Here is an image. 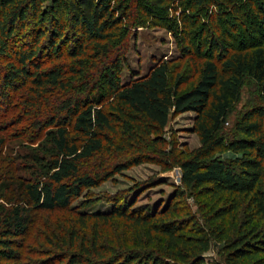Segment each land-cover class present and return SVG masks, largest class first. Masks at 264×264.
<instances>
[{"label":"trees","instance_id":"1","mask_svg":"<svg viewBox=\"0 0 264 264\" xmlns=\"http://www.w3.org/2000/svg\"><path fill=\"white\" fill-rule=\"evenodd\" d=\"M82 1L68 0L72 26L57 7L47 18L50 29L34 24L27 42L16 46L28 13L37 17L51 0H0V54L9 58L0 94L13 92L0 101V122L10 117L19 126L29 118L33 129L16 127L8 135L0 124V264H207L203 252L213 240L223 241L226 264H264V0H210L244 24L251 16L257 34L244 30L246 39L233 44L212 33L201 55L189 44L182 47L196 74L189 86L180 72L170 79L165 61L121 82L132 28L155 23L149 19L156 11L149 16L144 5L159 9L163 25L179 37L169 9L188 7L189 0H92L89 9L78 7ZM136 1L144 6L139 17L132 10ZM190 1L200 15L207 0ZM187 19H181L184 26H192ZM210 20L217 31L214 12ZM45 37L49 56L42 64L36 60L47 51ZM249 78L261 102L229 128L228 114ZM187 111L194 113L191 128L200 144L179 149L164 128L171 116ZM10 138L16 147L7 144ZM108 152L126 155L98 172L83 169L85 160ZM143 162L181 170L164 207L133 206L135 199L119 192L110 210L73 208L84 189ZM57 210L71 214V223L37 220L40 212ZM121 220L128 222L125 231L120 225L107 235L100 228ZM90 221L97 224L91 236L80 234L76 226ZM33 226L43 230L26 243Z\"/></svg>","mask_w":264,"mask_h":264},{"label":"rangeland","instance_id":"2","mask_svg":"<svg viewBox=\"0 0 264 264\" xmlns=\"http://www.w3.org/2000/svg\"><path fill=\"white\" fill-rule=\"evenodd\" d=\"M66 1L65 5L62 3L59 5L58 0H51V3L44 7L42 13H40L37 17L28 13L25 20L28 26L27 31L26 29L21 30L19 26L18 32L20 35L17 39L12 41V43L18 46L22 43V41L27 42L28 37L31 36L32 30H35L34 24H36V29L41 25H46L47 28L50 29V21L47 18H50V15L55 14V8L57 7L60 8V16H63V19H66L65 21L71 25L70 17L72 9L74 8L70 6L68 0ZM91 1L92 0H83L78 7H86L89 9ZM152 1H154L155 4L162 5L159 0ZM192 4L193 3L189 0L187 5L188 7L180 5L179 3L177 5V10L169 9L170 11L168 16L175 19L181 32L185 28H187V31L191 30L190 35L184 33L181 34L180 32L181 35L179 34V37H176L163 25L165 19L159 16L161 14L159 13V9L156 7L153 8V5H150L149 2L144 5L146 8L151 10L148 12L149 16L152 14L153 10L156 11V16H153V18L150 16L151 18L149 19V21H153L155 23L150 24L147 22L145 25H138L132 28L131 37L129 38L128 43V50L126 52V62L122 66L121 71L122 83H128L136 77L147 74V72L156 63L165 61L170 67V79L173 80L174 74L176 72H180L188 78V81L187 83H184V86H189L192 84V79L195 78L196 74L192 70L191 60L182 54V47L189 44L193 53L201 55L206 53L208 48H210V37L212 33L216 34V36H223V38L228 39L233 44H238L242 41V39L245 38L244 36H246L245 32H248V34H257L256 31L253 32L251 30L253 18L249 15L244 17L247 24L246 28L244 27L246 24L239 22V20L237 21L233 14L226 15V13H221L222 11L218 10L219 6H214L210 3V0H207L206 4L199 9L201 12L200 15H197L198 13L194 12L195 9L190 8L189 5ZM132 5L133 13H135L137 17L141 16L144 6H141L140 8L138 1ZM245 5L246 4H242L243 7ZM227 10L229 9H226L225 11ZM244 11H247L246 14H249L248 8L244 7ZM211 12L215 13L218 28L217 31L210 26L211 20L209 21V13ZM183 17L186 19L188 18L187 20L190 24H192V26L190 25L185 27L183 20H181ZM193 20H198L201 24L198 23V21ZM192 21L195 23H191ZM244 30L246 31L244 32ZM48 43V38L45 37L43 49L47 51H41L37 57V62H41L42 64L45 63L47 56H49ZM23 45L27 44L25 43ZM61 45L63 49L66 47V44ZM8 59V57L0 54V74H3L2 72L4 71V67ZM17 84H20V82L17 81L16 85ZM7 93H10L11 95L13 92L3 90L0 94V101H5V98H7L5 94ZM15 102L18 104L19 100L16 99ZM260 102L261 100L258 96L257 85L252 79H247L241 89V97L232 106L225 125L231 128L244 110ZM19 110L20 109L16 110L15 108L13 114ZM193 117L194 113L192 111L171 116L168 124L164 128V134L167 141H175L179 149H184L186 147L192 149L199 146V138L191 128L193 125ZM14 122V120H10V117H7L6 121L2 123L0 122L2 128L1 131L9 135L12 132L14 133L16 127H20L25 128L27 132L31 131L32 133L33 129L30 126L29 118H25V121H23L19 126H15ZM27 136L28 133H26L25 137L27 138ZM11 140L12 139L10 138L7 143L10 148L15 146V143ZM123 155L126 154L118 152L113 154L111 152L105 154L97 153L95 156L84 161L83 169L98 172L99 170H103L104 167L109 168L113 163L121 161L123 159ZM231 155L234 154L231 152L223 153L224 157ZM180 176L181 170L178 166H174L169 170H162L159 164L153 162H143L132 165L121 172L115 173L108 179L102 180L99 185L84 189L83 194L72 202V206L76 209V211H107L113 206L114 196L121 192L120 194L123 197H127L129 200L135 199L133 206L149 203L153 206L160 205L162 208L171 197L176 186L180 185ZM193 207L196 208L194 203ZM37 215V220L41 221V223L45 224V226H48V221H56L59 224H68L71 223L72 219L71 214H67V212L59 210L52 212V214H47L45 211H42ZM127 224L128 222L121 220L120 222H114L107 226L102 225L100 228L104 230V234L109 235L114 230L117 231V227L120 225H122L124 231L127 230ZM96 226V223L90 221L87 226L77 225L76 229L80 232V234L90 237L92 231L94 232L95 230L94 227ZM38 228H35L34 226L32 227V232L30 237L25 241L26 243L33 244L32 238L35 231L43 230ZM222 247L223 241L213 240L211 247L203 252V256L207 264H226ZM50 248L54 251L58 250L55 247ZM24 260L25 261L23 262L27 264L30 263V260Z\"/></svg>","mask_w":264,"mask_h":264}]
</instances>
